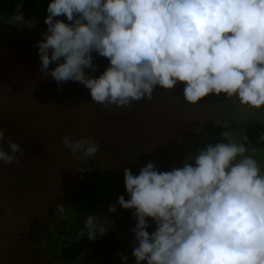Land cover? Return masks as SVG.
Segmentation results:
<instances>
[{
    "label": "clouds",
    "instance_id": "9594fccd",
    "mask_svg": "<svg viewBox=\"0 0 264 264\" xmlns=\"http://www.w3.org/2000/svg\"><path fill=\"white\" fill-rule=\"evenodd\" d=\"M22 7L16 5L9 23L31 28L35 21L26 20ZM46 12L47 30L36 43L40 73L58 85L83 84L97 104L130 108L153 99L157 86L171 90L184 82L190 104L224 93L264 109V0H49ZM93 52L109 61L99 76L85 71L96 70ZM222 137L182 167L160 171L148 162L138 175L125 173L130 198L109 211L134 209L135 264H264V168L246 154L247 137ZM61 139L74 157L99 151L92 138ZM4 143L0 129V163H18L22 146ZM55 209L65 214L64 205ZM148 218L156 225L151 233ZM97 220L87 215L77 237L103 236Z\"/></svg>",
    "mask_w": 264,
    "mask_h": 264
},
{
    "label": "rangeland",
    "instance_id": "374dc122",
    "mask_svg": "<svg viewBox=\"0 0 264 264\" xmlns=\"http://www.w3.org/2000/svg\"><path fill=\"white\" fill-rule=\"evenodd\" d=\"M99 63L94 64L95 71L86 69V73L99 76L107 67L97 70ZM36 65L40 72L41 61L37 60ZM55 66L53 63L49 68ZM3 68L0 72V129L5 132L2 147L7 149V139H11L22 146L24 155L16 154L18 163H0V264L22 262L14 259L17 250L24 251L25 245L19 242L31 237L38 226L42 229L43 221L52 217L53 221L63 219L55 212L60 204L65 206V211L68 206L66 218L52 224L45 239L49 252L55 254L49 245L50 234L71 212L75 215L73 205L80 198L94 197L100 204V192L92 194L98 184L109 185L116 200L120 194L126 195L125 173L137 175L130 165L140 149L146 152L140 168L148 162H153L160 171L182 167L186 158L190 159L196 152L195 143L186 140L212 133L219 124L215 122L217 108L226 95L210 93L197 104H190L184 99V82H179L171 90L157 86L153 99L112 115L111 105L105 107L93 102L90 90L79 82L69 80L58 85L50 75L45 78L40 73L41 83L31 79L14 85ZM8 78L10 84L6 83ZM235 102L233 98L225 105L230 107ZM65 134L74 139L92 138L99 144V151L90 158L74 157L62 143ZM210 136L200 150L215 137ZM186 147L190 148L188 156ZM89 207L95 208L91 201ZM109 215L108 210L102 218Z\"/></svg>",
    "mask_w": 264,
    "mask_h": 264
},
{
    "label": "trees",
    "instance_id": "16d2710c",
    "mask_svg": "<svg viewBox=\"0 0 264 264\" xmlns=\"http://www.w3.org/2000/svg\"><path fill=\"white\" fill-rule=\"evenodd\" d=\"M36 43L37 40L23 32L0 33V72L3 71L2 68L4 67L3 69L7 71L8 77L12 81L11 83L8 78L6 80L7 84L11 83L16 85V83L19 82L25 84L31 79H36V81H39L40 83L43 81V78L41 77L42 75L38 71V65H36V61L40 60ZM95 63L100 64V67H97V70H99L104 66H108L109 61L107 58L99 56L93 52V64ZM21 71H24L25 73L21 74ZM226 101V95L222 96L220 103L221 107L220 105L218 106V111L215 115V122H219V124L213 128L212 133L205 136L200 135L199 137H192L186 140V142L189 141V143H195L193 150L196 152H194V154L199 152L200 147L204 142L207 141L210 135L213 136L219 132L220 122H222L237 106L242 105L236 100L234 105L229 107L225 105ZM223 105H225L224 108ZM243 106L248 108L249 111L257 110L246 105ZM111 107L113 111L112 115L120 114V111L124 110L122 107H116L113 105H111ZM104 115L108 116V114ZM186 149L187 150L185 153L188 156V151L190 148L186 147ZM145 156V150L140 149L130 165V169L133 172H136L137 175L139 174V168L143 164ZM191 163H194V161H191ZM120 196L117 198L115 206H118L120 199L123 198L128 200L130 198L128 193H126V195L125 193L122 195L120 194ZM66 202L67 205L70 204L68 203V200ZM66 202L64 203L66 204ZM67 209L68 206L66 208L65 214L61 216L63 219L66 218ZM133 212L134 209H118L117 215L112 216L110 214L106 221L101 224L104 225L105 234L103 236L97 234L95 241L88 239L82 252L73 264H123L124 262L121 259L120 253L126 255L128 260L135 259V257L132 255L134 233L131 231V229L135 227L136 223V220L133 217ZM63 219L58 218L57 220L53 221L54 217H52L48 221H43L41 224L42 229L38 226L37 230H35V233L31 234L32 238L30 236H26L21 242H19V244L23 243L25 245L23 247L24 251L17 250V254H15L14 259L17 262L22 260V262L19 264H68L61 260V258L56 254L50 253L45 242L46 234L51 225L56 223V221L61 222ZM148 219L151 226L147 230L149 233H151L156 229V225L151 220V218Z\"/></svg>",
    "mask_w": 264,
    "mask_h": 264
},
{
    "label": "crops",
    "instance_id": "0c3cea01",
    "mask_svg": "<svg viewBox=\"0 0 264 264\" xmlns=\"http://www.w3.org/2000/svg\"><path fill=\"white\" fill-rule=\"evenodd\" d=\"M21 2L23 4L21 11L26 20L35 21L34 26L31 28L26 25L18 27L9 23L10 16L16 10V5ZM46 15V7L41 0H0V33L23 32L39 41L43 38L41 33L47 30V25L44 23ZM59 19L65 18L59 17ZM65 22L67 21L65 20ZM224 132L229 133L231 139L236 142H241L242 137H247L246 141L242 140V142L246 143V147L248 148L246 154L254 156V158L260 162L261 167L264 168V142H261L259 139L260 135L264 133V110L254 113L243 105L237 106L220 123L219 132L209 143L215 144L220 142ZM253 149H255V151H253ZM98 192L101 194H99L100 199H98L100 202V210L95 208L91 209L89 207V202L91 201L92 203L94 197L85 199L83 196L84 198H80L73 205V210L74 212L76 211L75 215H72L71 212L68 216L69 218L65 219L62 225L60 224L54 227V234H50L51 242H49V245L51 246L52 252L68 264H73L75 262L88 241L87 232H85L83 237H77V233L83 228L86 216L89 214L95 215L98 218L97 223L100 224V222L106 218H102V215L106 216L108 210L115 205L116 195L109 185H96V187L93 188L92 194ZM105 211L106 214L104 213L101 215V213ZM59 232L61 233L60 236L66 234L68 239V244L65 248H62L63 250L58 246V240L60 238V236L58 237ZM128 264H135V259L128 260Z\"/></svg>",
    "mask_w": 264,
    "mask_h": 264
},
{
    "label": "built area",
    "instance_id": "2783aa9c",
    "mask_svg": "<svg viewBox=\"0 0 264 264\" xmlns=\"http://www.w3.org/2000/svg\"><path fill=\"white\" fill-rule=\"evenodd\" d=\"M41 2L47 8L49 0H41ZM92 204L95 206L96 209L100 208V204H98L97 202L94 201V202H92ZM67 240L68 239H67L66 234L61 235L59 240H58V246L61 247V248H65L67 246V244H68Z\"/></svg>",
    "mask_w": 264,
    "mask_h": 264
}]
</instances>
